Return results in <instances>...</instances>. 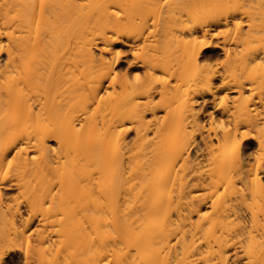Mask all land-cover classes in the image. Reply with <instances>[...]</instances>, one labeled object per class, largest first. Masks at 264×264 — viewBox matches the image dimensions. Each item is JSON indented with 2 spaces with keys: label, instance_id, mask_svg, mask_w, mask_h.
Returning <instances> with one entry per match:
<instances>
[{
  "label": "bare ground",
  "instance_id": "obj_1",
  "mask_svg": "<svg viewBox=\"0 0 264 264\" xmlns=\"http://www.w3.org/2000/svg\"><path fill=\"white\" fill-rule=\"evenodd\" d=\"M0 264H264V0H0Z\"/></svg>",
  "mask_w": 264,
  "mask_h": 264
},
{
  "label": "rangeland",
  "instance_id": "obj_2",
  "mask_svg": "<svg viewBox=\"0 0 264 264\" xmlns=\"http://www.w3.org/2000/svg\"><path fill=\"white\" fill-rule=\"evenodd\" d=\"M123 55H122V59H121V62L124 64V67H126V65H127V56L128 57H130V52H129V50H128V47H123ZM216 51H217V53L219 52L220 53V49L219 48H216Z\"/></svg>",
  "mask_w": 264,
  "mask_h": 264
}]
</instances>
